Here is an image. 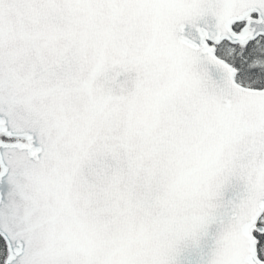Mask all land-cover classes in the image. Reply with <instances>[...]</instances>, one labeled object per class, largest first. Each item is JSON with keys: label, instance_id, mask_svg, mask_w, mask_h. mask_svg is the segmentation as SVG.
I'll use <instances>...</instances> for the list:
<instances>
[{"label": "snow or ice", "instance_id": "1", "mask_svg": "<svg viewBox=\"0 0 264 264\" xmlns=\"http://www.w3.org/2000/svg\"><path fill=\"white\" fill-rule=\"evenodd\" d=\"M0 264H264V0H0Z\"/></svg>", "mask_w": 264, "mask_h": 264}]
</instances>
